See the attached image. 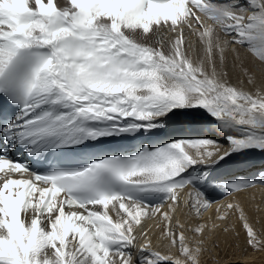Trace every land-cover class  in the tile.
Instances as JSON below:
<instances>
[{"label":"snow or ice","instance_id":"obj_1","mask_svg":"<svg viewBox=\"0 0 264 264\" xmlns=\"http://www.w3.org/2000/svg\"><path fill=\"white\" fill-rule=\"evenodd\" d=\"M0 98V264H199L202 242L192 247L169 212L185 189L186 206L207 211L221 162L264 152V0H0ZM189 116L226 146L198 137L90 151ZM257 182L264 172L225 187ZM168 201L162 237L183 259L151 241L134 256L136 229ZM233 209L247 245L264 248L239 203L218 218Z\"/></svg>","mask_w":264,"mask_h":264},{"label":"bare ground","instance_id":"obj_2","mask_svg":"<svg viewBox=\"0 0 264 264\" xmlns=\"http://www.w3.org/2000/svg\"><path fill=\"white\" fill-rule=\"evenodd\" d=\"M189 39L191 41H195L196 37L191 36V37H189ZM248 78L249 77H245V76L240 77V80L245 83L246 88L251 87L250 85L246 84V80ZM231 81L233 83L237 82L236 75H234V74L231 75ZM258 83H259V81H258ZM189 111H194V112H197V114H199V112L201 110H189ZM184 123H201V124L205 125L206 122H203L199 119L194 120L190 116L189 117H181L179 121L172 122L169 127H170V129L180 128L183 126ZM217 131H218V129H217ZM218 133H219L218 137L221 139H224V137L220 134L219 131H218ZM215 139H217V138H215ZM220 143H221V145L226 146V141L220 142ZM253 151H256V150H253ZM256 152H261V151H256ZM262 154L263 153H250L249 152L246 156L253 161L254 160H260L261 157H263V160H264V155H262ZM186 201H188L190 203V198H189L188 193L181 195L180 204H179V206L180 205L181 206L177 209L178 219H175V218L172 219L173 217H171V219L174 221V222L173 221L172 222L175 223V224H172L171 227L175 228L177 223L183 224L184 228L182 230L184 231L186 237L188 238V242L192 247H196L197 242H202L201 240L203 239L202 238L203 234H205V236H206V234L210 236V233L208 231L210 229H213L214 226L212 224L208 223L209 219H211V218L214 219L216 216H218V215L220 216L221 214H223V212L225 211L224 209H226V206L229 203H239L244 208L246 214L248 215V217L250 219V222L253 224V226L256 228L257 232L259 234H261V237L264 239V189L263 188L256 187V188H253V189L248 190V191H244V192L242 191L240 194L234 195V196L226 199L224 202H220L214 206L209 207V209L205 213H202L200 215H197L194 210L190 211L191 210L190 207L186 206ZM214 208H215V210H213ZM217 209H219L220 211L218 212ZM230 211L234 215V217H236L238 222L240 223V225H237V232L241 234L242 233L241 229H243V227H242V221L239 219V214H238V212H236L235 209L230 210ZM159 212H161L159 215H162V220H163V223H162L160 230L157 229L158 232L154 235L152 234L153 236L150 237V235H151L150 231H152L154 229L153 226L151 227L152 230H149V232H145L146 234L144 233V231H146V228L143 229L144 227H142V228H140L141 230H139V228H138V231H140V234H139V232H136L137 237L138 236H139V238L142 237L144 240L143 243H145L146 241H151L152 247L155 250L160 251L162 254H168V255H171L174 259L180 258L182 260L183 257L180 255V251H179V253H177V251L179 249V245L177 244V246L168 247V245L170 243L169 240L164 239L162 237V234L165 231V228L168 226V221L164 220V218H163V214L165 212H169L168 205L165 208V210L160 209ZM173 213L174 212H169V215L171 216ZM204 217H206V218L204 219ZM159 220H160V218H159ZM153 222H154V220H153ZM153 222H151V221L147 222V223H145V225H148V227H149L151 225V223H153ZM160 224L161 223H158L157 225H160ZM200 224L206 225V228H205L202 235L194 233V228ZM179 231H181V230L177 229V233H179ZM215 231H217V230H215ZM217 234H218V232H217ZM208 238H210V237H208ZM228 238L231 239V236H225L223 239L219 237L218 240L225 241V239H228ZM238 240H239V242L242 241L241 244H245L243 236L238 238ZM245 241H246V239H245ZM137 242H138V239L136 241V244L138 246ZM141 244L142 243H139V246ZM200 245H201V243H200ZM139 246L137 248H139ZM244 249H245V247H244ZM136 254H138V249L133 251V255L135 256ZM256 254H257V252H256ZM256 254L244 252V253H240L239 255H237L235 257L226 256V255L216 256L215 254H213V256H211L209 262L211 261L210 264H264V254L260 253L258 256ZM208 255H211V254H208ZM200 256H203L202 250H201Z\"/></svg>","mask_w":264,"mask_h":264},{"label":"rangeland","instance_id":"obj_3","mask_svg":"<svg viewBox=\"0 0 264 264\" xmlns=\"http://www.w3.org/2000/svg\"><path fill=\"white\" fill-rule=\"evenodd\" d=\"M264 154V153H263ZM181 206V205H180ZM179 206V207H180ZM178 207V208H179ZM177 208V209H178ZM177 209L176 211H174V213L171 215V217H173L172 219H178L177 215H178V212H177ZM215 210V208L213 209ZM212 210V211H213ZM226 210V209H224ZM211 211V212H212ZM210 212V213H211ZM220 214V213H219ZM222 215V214H221ZM175 216V217H174ZM207 217V216H206ZM204 217V219L206 218ZM219 215L216 216L214 219L211 218L209 219L208 223L212 224L214 227L213 229H210L208 232L210 233V236L206 234H203V239L201 240L202 243L200 245L201 247V250L203 252V256H200L199 258V264H210L211 261L209 262L211 256H213V254H215L216 256H219V255H226V256H232V257H235L237 255H239L240 253H251V254H256L257 252V256L261 253V254H264V248L260 249V250H257V249H253L252 247L250 246H247V243L245 241L246 239V235H245V231L243 229H241L242 233H238L237 232V225H240V223L238 222V220L236 219V217H234V215L231 213V211H229V215L228 217L221 221L219 218ZM160 218V220H159ZM171 219V225L172 224H175L173 223L174 221ZM154 220V222H153ZM153 220L151 219L150 221L153 222L151 223V225L148 227V225H145V223L147 222H150V221H147V222H142V227H144L143 229L146 228V231L145 232H149V230H152L151 227L153 226L154 229L152 231H150V237H152L154 234H156L158 232L157 229L160 230L161 226H162V223H163V220H162V215H158L156 218L154 217ZM173 221V222H172ZM156 222V223H155ZM158 223H161L160 225H157ZM156 224V225H155ZM159 227V228H158ZM139 228V230H141ZM157 230V231H156ZM217 230V231H215ZM155 231V232H154ZM213 231V232H212ZM215 231V232H214ZM136 232H139L140 234V231H138V228L136 229L135 231V235H136V238L138 239V246H139V243H142L143 244V238L139 236L137 237V234ZM218 232V234H217ZM208 233V234H209ZM213 235H212V234ZM146 234V233H145ZM153 234V235H152ZM215 235V236H214ZM261 235V234H260ZM225 236H231V239L228 238V239H225V241H220L218 240L219 237L220 238H224ZM244 237V243L245 244H241V242H239L238 238L240 237ZM210 237V238H208ZM207 238V239H206ZM262 238V237H261ZM136 239V241H137ZM263 239V238H262ZM206 240V241H205ZM227 241V242H226ZM243 247V248H242ZM245 247V249H244ZM139 248H134L132 249L133 251L136 250ZM241 251V252H240ZM260 251V252H259ZM236 252V253H235ZM177 253H179V249L177 251ZM217 253V254H216ZM208 254H211V255H208ZM232 254V255H231ZM202 257V258H201ZM258 258V257H257ZM205 263H204V262Z\"/></svg>","mask_w":264,"mask_h":264}]
</instances>
